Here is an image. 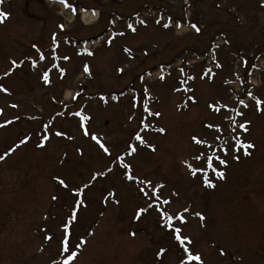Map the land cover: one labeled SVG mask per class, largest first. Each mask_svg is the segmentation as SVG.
I'll use <instances>...</instances> for the list:
<instances>
[{
    "label": "rangeland",
    "instance_id": "obj_1",
    "mask_svg": "<svg viewBox=\"0 0 264 264\" xmlns=\"http://www.w3.org/2000/svg\"><path fill=\"white\" fill-rule=\"evenodd\" d=\"M68 2L76 10L87 9V16L79 20L78 14L73 16L60 8L58 0H3L0 4V11L10 14L0 23V85L8 89V93L0 92V124L13 121L0 128V151L17 143L23 133L39 130L41 122L53 117L54 129H63L74 137L69 140L53 136L41 150L34 147L33 136L26 146L0 162V264H51L49 257L59 259L55 256V240L46 243L39 231L45 227L51 233L59 226V217L70 199V194L61 190L51 176L61 174L71 183L80 184L90 175L89 169L105 167L103 154H98L96 146L77 130L76 119L67 112L63 117L56 116L65 111L61 102L69 105L68 111L86 106L92 116L90 130L106 134L105 142L110 147L122 148L136 124L135 119L128 120L130 98L139 97L144 86L149 88L153 101H158L150 107L161 112L152 122L165 127L167 134L153 132L147 136L156 145L155 152L145 148L126 158L134 174L165 183L164 196L173 189L180 193L179 198H172L169 211L191 204L193 210L205 212L206 228L201 229L199 220L191 217L185 226L196 249L203 252L205 264H264V112L258 113L246 95L251 91L264 99V0H188L186 4L184 0ZM93 9L98 14L93 15ZM151 10L154 16L164 11L162 22L171 17L173 25L168 29L162 27V22L157 25L156 19L148 15ZM137 14L147 21V26L134 23L137 31L129 33L126 25ZM184 21L204 28L200 33L185 25L183 30L175 28V23ZM62 23L63 31L58 27ZM105 29H111V34L103 35ZM120 31L125 35L115 36L109 45V37ZM52 33L60 41L56 55H68L69 61L53 59ZM95 37L101 39L85 40ZM32 44L46 54V60L38 62L35 69L25 59H38ZM125 47L132 50L131 56L123 51ZM85 50L94 55H76ZM213 51L222 69L212 63ZM10 59L24 63L4 77ZM53 63L67 72L61 80L58 71L52 69V82L46 85L40 74ZM85 63L91 75L83 72ZM180 64L188 76L195 77L187 84L193 90L190 93L172 90L182 78ZM209 67L215 77L201 80L204 69ZM119 68L124 71L118 72ZM161 72L164 81L158 79ZM75 92L81 95L72 101L69 94ZM102 95L107 104L99 99ZM187 95L194 96L197 102L188 101L187 107H182ZM218 99L229 106L239 99L249 103L247 109L238 103L235 106L244 112L243 119L251 121L244 138L253 141L256 148L250 157L241 155L239 163L230 161L226 179L217 181L215 189H205L186 175L180 161L188 154L190 134L202 131V121L219 119L207 107ZM12 104L18 107L12 108ZM30 116L39 120H30ZM77 147L82 148L83 155L76 152ZM65 153L66 162L61 166L59 161ZM108 191L116 194L119 204L109 198L105 206L102 197ZM52 195L58 196L57 202L51 201ZM86 196L88 207L81 222L94 235L87 238L76 264H153L155 250L168 243L167 237L154 212L150 211L139 223L129 222L128 213L144 201L135 186L122 179L119 168L98 179L86 190ZM45 215L49 217L46 221ZM131 230L136 231L135 237L128 234ZM74 231L81 235L85 229L75 226ZM221 247L229 255L219 256L217 249ZM176 258L175 249H170L164 264H176Z\"/></svg>",
    "mask_w": 264,
    "mask_h": 264
},
{
    "label": "snow or ice",
    "instance_id": "obj_2",
    "mask_svg": "<svg viewBox=\"0 0 264 264\" xmlns=\"http://www.w3.org/2000/svg\"><path fill=\"white\" fill-rule=\"evenodd\" d=\"M60 4H63L66 9H70L72 14L76 15V7L74 4L68 2V0H58ZM3 0H0V4ZM264 7V3L261 4ZM93 11V15H95ZM10 14L4 11H0V23H4ZM119 19V18H118ZM162 17L155 20L157 25H161ZM109 23L115 24V21H110ZM136 24L147 26V21L140 19L138 14L136 18ZM172 25V18L169 17L167 22L162 24L164 29L170 28ZM61 31L64 30V25H58ZM127 29L132 33L137 31V27L133 22L129 21L126 25ZM176 28H181L180 23L175 24ZM190 27L194 29L197 33L201 32V28L197 26L196 23H191ZM123 31L114 32L113 36H110L107 43L111 45L115 36H124ZM60 41L58 40L57 34L52 33L51 35V51L53 53V59H62L63 61H69L71 59L68 55H63L62 57L56 55V49L59 47ZM227 43V41H225ZM215 47H219L214 46ZM31 48L35 50L38 54V59L32 57H25L29 59L31 67L33 69L38 67V62L46 60V54L42 51L36 44H32ZM123 51L131 56V49L128 47L123 48ZM87 55L93 56L92 51L85 50L83 52H77L76 55ZM147 55V52L144 53ZM241 59H243L241 57ZM212 63L216 69H222L223 65L217 60L215 51L211 55ZM10 67L7 71L3 73L4 77L10 76L13 70L18 69L24 61H17L16 59H10ZM247 63V61H244ZM52 69H56L59 73V78L64 79L66 75V68L60 67V65L53 63L51 68L43 70L40 74V78L43 80L44 84H50V72ZM118 72H123V68L117 69ZM181 74V79L179 80V86H173V91L175 92H192V88L187 87L189 80H194V76H188L184 69H179ZM83 72L87 75H91L90 68L87 63L83 65ZM216 73L213 72L212 68H206L200 79L203 80L207 78L212 80ZM236 78L239 79V73L236 74ZM143 81V77H140ZM160 81L165 80V75L163 72L158 76ZM232 81L225 80V83H231ZM0 92L8 93V89L3 85H0ZM72 101H77V98L81 95L80 92H75L74 94H69ZM123 95V93H121ZM246 95L250 102H254L255 110L259 112H264V99L253 95L251 91H247ZM113 99L117 97L113 96ZM101 101L107 104V99L102 95L99 97ZM142 101V104L140 103ZM191 101L195 104L196 98L192 95H187L185 103L182 107H187V102ZM158 102L153 101V97L147 86L143 87L142 93L139 97L133 95L129 101L130 115L128 120H136V124L128 132V137L124 142V147L115 148L110 147L105 142L106 134L99 133L94 130H90V124L92 121V116L86 111V106L76 107L75 111H68L69 105L62 103L65 111H60L56 113V116L63 117L65 112L68 116H71L77 121V130L82 134L83 137L88 138L94 146H96L97 153H102V159L104 161L105 167L103 169H89L90 175L83 178L80 184H73L63 177L61 174H53L51 180L56 183V185L61 190H66L70 194V199L66 206V211L62 216L59 217V226L51 233L45 227L39 228V231L43 233L42 239L47 242H52L55 240L56 249L55 256L59 259H54L49 257L51 264H76V261L87 244V238L94 235V232L90 230L87 225H82L81 215L87 211L88 198L86 196V190L94 186V183L100 178H106L109 174L114 173L118 167L120 170V175L122 179L126 182L132 183L140 198L144 201L143 204H138L132 208L128 213L129 222L139 223L142 218L148 214L150 211L157 214L158 226L163 229L164 235L167 237L168 243L158 247L155 250L153 264H164V256L170 249H175L176 251V264H205V258L203 252L196 249L193 243V237L185 231V226L188 224L189 217L197 218L200 222V228L204 229L207 227V216L203 210H193L191 204L183 206L175 211H169L168 206L172 204V198H179L180 193L176 190H171L168 196H164L163 189L166 188L165 183L161 181L153 180L148 176H140L134 174L131 163L126 162L127 157H134L142 149H149L152 152L156 151V145L150 143L147 136L151 133H158L160 135H166L167 129L163 126H157L156 123L152 122L161 116L160 111L153 110L150 104ZM238 103L243 109L249 107V103H246L244 99H239L234 102L232 106L228 103H220V100L208 103L207 107L213 113L217 114L218 120L202 121V131L191 133L189 136V151L186 156H184L180 164L185 170L186 175H188L192 180L196 181L205 189H215L217 187V181H223L226 179V169L230 165V161H235L237 163L241 160V155L245 158L250 157L252 152L256 148V144L245 139V134L249 133L251 121L243 119L244 112L238 109L235 104ZM12 108H17V104L10 105ZM135 110V111H132ZM0 109V113H2ZM238 117L241 118L238 120ZM19 119V117H15ZM30 120H39V117L30 116ZM55 118H50L47 122H41V127L39 130H29L18 137V142L13 145H8L0 151V162L5 161L8 157L13 155L21 146H26L30 141H32L33 136L36 137L34 142V147L36 149H45L47 144L51 141L53 136L66 138L69 140L74 139V137L63 129H54L53 120ZM224 121H227L225 125ZM12 120H6L4 124H0V128L6 125L12 124ZM227 129V130H225ZM76 152L83 155V150L80 147L76 148ZM67 153L63 159L59 161V164L63 166L66 162ZM116 194L113 191H108L105 196L102 197V202L107 206L109 198H113L114 203L119 204L120 201L115 199ZM51 201L57 202L58 196L52 195L50 197ZM103 215V213H101ZM46 221L49 219L47 215L43 217ZM75 226L84 227L85 231L81 235H77L74 231ZM131 237L136 236V231L131 230L128 232ZM212 247H215L213 244ZM43 251V246L40 249ZM219 256L224 257L229 255L225 248L221 247L217 249ZM233 264L235 262L233 261Z\"/></svg>",
    "mask_w": 264,
    "mask_h": 264
},
{
    "label": "bare ground",
    "instance_id": "obj_3",
    "mask_svg": "<svg viewBox=\"0 0 264 264\" xmlns=\"http://www.w3.org/2000/svg\"><path fill=\"white\" fill-rule=\"evenodd\" d=\"M87 16V13H83L82 18H85Z\"/></svg>",
    "mask_w": 264,
    "mask_h": 264
}]
</instances>
